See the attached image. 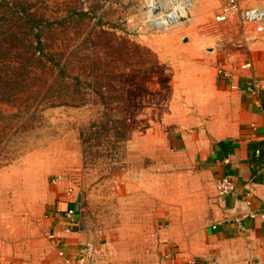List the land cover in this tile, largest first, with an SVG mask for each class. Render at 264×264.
Masks as SVG:
<instances>
[{"label":"rangeland","instance_id":"1","mask_svg":"<svg viewBox=\"0 0 264 264\" xmlns=\"http://www.w3.org/2000/svg\"><path fill=\"white\" fill-rule=\"evenodd\" d=\"M192 1L194 23L166 31L155 19L172 0L0 1V250L11 264L44 263L48 208L70 189L92 264H162L173 222H208L204 208H171L189 197L180 191L190 154L171 146L194 116L184 58L199 30L216 27Z\"/></svg>","mask_w":264,"mask_h":264},{"label":"crops","instance_id":"2","mask_svg":"<svg viewBox=\"0 0 264 264\" xmlns=\"http://www.w3.org/2000/svg\"><path fill=\"white\" fill-rule=\"evenodd\" d=\"M205 2L194 0L196 14L216 27L209 28L210 36L205 29L199 30L192 46L195 51L191 58H184L193 71L181 77L188 81L182 88L184 106L194 116L171 139L175 151L190 154L188 172L181 175L189 184L183 183L186 188L180 191L189 197L172 199L171 208H204L210 218L199 227L195 216L192 220L185 216L179 229L173 222L158 256L162 264H264V222L250 218L252 213L264 212V32L244 25L238 17L217 23L220 0H211L210 6ZM250 6L264 9V0L245 5ZM189 34L196 35L194 30ZM249 62L261 87L258 97L247 92L250 72L240 69ZM219 69L231 78L220 76ZM224 177L235 183V192L228 197L217 191V183ZM48 209V236L55 234L67 255L76 260L84 246L91 244L82 229L81 196L67 193ZM68 209L77 212L79 221L71 234L64 231L63 217ZM10 253L0 250V264H11ZM40 255L42 264L62 262L49 240Z\"/></svg>","mask_w":264,"mask_h":264},{"label":"built area","instance_id":"3","mask_svg":"<svg viewBox=\"0 0 264 264\" xmlns=\"http://www.w3.org/2000/svg\"><path fill=\"white\" fill-rule=\"evenodd\" d=\"M261 0H220L219 12L215 17L217 23H226L233 18H240L244 25L254 27L258 32H264V9L262 7H245L246 4H252L260 2ZM193 6L192 0H172V7L170 13L158 15L156 17V28L159 30H169L172 27H182L185 23L191 25L194 23V19L190 13V9ZM243 71H249L251 74L250 83L247 87V92L255 97H258L261 92V87L258 80L255 77L254 66L252 63L245 64L240 68ZM219 75L225 79H230L231 75L224 69H219ZM233 89L238 90V87ZM255 127L254 125L252 126ZM257 155H260V151H257ZM62 177H58L53 181L54 185H59L62 181ZM217 191L221 197H228L235 192V183L231 177H224L217 183ZM73 189L68 190V194L72 195ZM250 205V202H248ZM63 222L64 231L67 234H71L75 228L79 226L77 220V212L74 209H68L64 212ZM49 214L46 218H49ZM251 219L261 220L264 222V212L252 213ZM48 239L53 243L57 249V256L62 261L61 264H92L93 261V246L88 244L84 246L82 255L76 260L71 259L65 252L62 243L58 240L55 234H49Z\"/></svg>","mask_w":264,"mask_h":264},{"label":"trees","instance_id":"4","mask_svg":"<svg viewBox=\"0 0 264 264\" xmlns=\"http://www.w3.org/2000/svg\"><path fill=\"white\" fill-rule=\"evenodd\" d=\"M28 15H32L31 12H28ZM31 26H32L31 34L33 38L35 39V41H37L39 49H41V46H43V43L41 42L42 30H39V28L41 27V24L37 21H32Z\"/></svg>","mask_w":264,"mask_h":264},{"label":"bare ground","instance_id":"5","mask_svg":"<svg viewBox=\"0 0 264 264\" xmlns=\"http://www.w3.org/2000/svg\"><path fill=\"white\" fill-rule=\"evenodd\" d=\"M153 13L157 14L159 13V10L157 9V4H153Z\"/></svg>","mask_w":264,"mask_h":264}]
</instances>
